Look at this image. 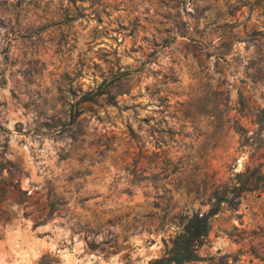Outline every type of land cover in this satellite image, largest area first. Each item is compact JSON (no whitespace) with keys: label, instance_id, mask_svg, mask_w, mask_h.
Instances as JSON below:
<instances>
[{"label":"rangeland","instance_id":"1","mask_svg":"<svg viewBox=\"0 0 264 264\" xmlns=\"http://www.w3.org/2000/svg\"><path fill=\"white\" fill-rule=\"evenodd\" d=\"M216 199L177 264H264V0H0V264H153Z\"/></svg>","mask_w":264,"mask_h":264},{"label":"trees","instance_id":"2","mask_svg":"<svg viewBox=\"0 0 264 264\" xmlns=\"http://www.w3.org/2000/svg\"><path fill=\"white\" fill-rule=\"evenodd\" d=\"M93 92L88 91L85 96L92 95ZM240 189H247L241 187ZM218 199H221L218 196ZM229 204H233L232 198L227 199ZM219 204L216 199L211 204L208 212L205 214L193 213L191 216L186 217L182 229L178 232L171 241L170 247L165 251V255L155 258L153 264H167L172 261L174 264L180 263L187 259L195 258L196 254L193 249L194 242H200L208 229L207 215L215 212ZM54 201L49 202V211L55 209Z\"/></svg>","mask_w":264,"mask_h":264}]
</instances>
